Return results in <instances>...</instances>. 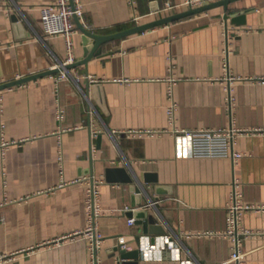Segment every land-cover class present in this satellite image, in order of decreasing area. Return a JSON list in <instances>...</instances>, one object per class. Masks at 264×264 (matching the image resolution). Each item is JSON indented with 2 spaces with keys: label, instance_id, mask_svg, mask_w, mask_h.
<instances>
[{
  "label": "crops",
  "instance_id": "obj_1",
  "mask_svg": "<svg viewBox=\"0 0 264 264\" xmlns=\"http://www.w3.org/2000/svg\"><path fill=\"white\" fill-rule=\"evenodd\" d=\"M80 1L91 33L135 28L128 0ZM184 1L136 0L135 11L145 25L184 12L166 9ZM54 2L0 0V85L66 61L65 40L42 29L41 10ZM92 43L77 28L74 63ZM70 73L78 82L56 86L53 75L0 92V264H94L86 235L91 177L103 181L98 264H123L122 250L139 251L137 264H235L234 243L220 236L235 188L252 208L241 220L252 233L242 244L246 264H264V133H248L264 131V0L109 42ZM232 128L246 132L236 139L234 151L245 155L237 161L195 157L174 133ZM109 169H124L134 183L106 182ZM139 213L166 234H145Z\"/></svg>",
  "mask_w": 264,
  "mask_h": 264
},
{
  "label": "built area",
  "instance_id": "obj_2",
  "mask_svg": "<svg viewBox=\"0 0 264 264\" xmlns=\"http://www.w3.org/2000/svg\"><path fill=\"white\" fill-rule=\"evenodd\" d=\"M215 0H185L182 5L172 6L167 5V10L178 11L177 9L181 8L184 11L199 8L204 5L213 3ZM130 6L134 9V16L132 22L135 27L142 25L143 17L136 13V0H128ZM76 19L83 24V27H86L84 23V9L83 4L80 0H55L52 5L44 7L41 10V24L42 29L46 37H62L65 40L67 59L64 63H60L56 69L65 68L68 65L74 64V44L73 36L77 31ZM171 70L174 69L172 61ZM53 79L56 83V86H59L61 82L73 79L78 82V77L73 76L70 71H61L56 76H53ZM90 82H96L91 77L87 78ZM171 83H174L175 80L171 79ZM169 97L171 104L168 107L167 114L168 119L172 125L175 122V115L177 111V104L173 99L172 87H170ZM231 102V101H230ZM63 111L60 110V116L62 117ZM150 134H153L149 132ZM179 137H183L190 141L192 148V155L195 157H231L235 161L243 158L245 155L242 153H236L234 151L236 139L238 135L245 134L246 132L239 129H230V130H212V131H175L174 132ZM248 133H260L263 134V130L252 131ZM63 157L60 156V165H61V174L64 175V166H63ZM93 187L89 192L88 197V208H89V227L86 231V235L92 240L93 245L91 247V253L93 257V263L98 264L96 251L101 241V237L95 232L94 218L98 215V209L96 206V199L99 195L98 188L103 181H94ZM252 210L251 207L244 206L242 204V195L235 188L230 202L227 206V211L229 214V222L227 230L222 233L220 236L230 239L234 243V251L231 255V261L235 264H246V254L242 252L243 241L251 236L252 233L245 230L241 225V220L243 215ZM135 220L131 219L129 225L133 226ZM201 236V235H200ZM208 236H217L216 234H209Z\"/></svg>",
  "mask_w": 264,
  "mask_h": 264
},
{
  "label": "water",
  "instance_id": "obj_3",
  "mask_svg": "<svg viewBox=\"0 0 264 264\" xmlns=\"http://www.w3.org/2000/svg\"><path fill=\"white\" fill-rule=\"evenodd\" d=\"M237 1H241V0H222V1L215 2V3H210L208 5H204V6H201L199 8L190 9L188 11H184L182 13H178V14H175V15L154 21L152 23L141 25L139 27H135L133 29H130V30H127V31H124V32H121V33H118L115 35H110V36H99V35H96L94 33H91L90 31H88L87 29H85L81 25V23L78 19H76L77 28L80 29V31L89 40H91L93 42L92 46L90 47V50L87 54V57L81 63H74L72 65L66 66L65 68L55 69V70H52V71H49V72H46V73H43L40 75H35L33 77L19 79V80L14 81V82L2 84V85H0V92L7 90V89H11V88L16 87V86H20V85L30 83V82L38 80V79L57 75L61 71H70V70L75 69L79 66L87 65L91 59L101 56L102 46H104L105 44H107L109 42H112V41H115L118 39H123V38L129 37V36H132V35L144 33L146 31H150V30L158 28V27L166 26L168 24H172V23H175L177 21H180V20H183L186 18L201 15L203 13L209 12L215 8H218V7H224V9L227 11L228 6L232 3L237 2ZM15 21H16V19H15ZM105 180L108 183H122V184H131V183H134V181H135L124 169H109V170H107L106 175H105ZM91 182H93V177H91ZM136 191H137V193L141 192L140 189H137ZM135 216L138 220L136 222V224L143 228L145 234H149V235H153V236L166 234L165 230L162 227H159L157 225V222L153 216H147L146 213H139ZM121 260H122L123 264H137L136 262H138V260H139V251L128 252L126 250H122L121 251ZM129 260H131L134 263H127Z\"/></svg>",
  "mask_w": 264,
  "mask_h": 264
}]
</instances>
